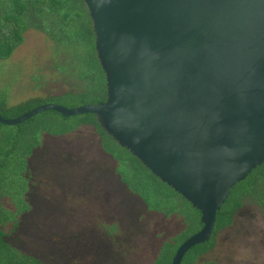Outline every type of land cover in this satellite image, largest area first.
Here are the masks:
<instances>
[{"label": "water", "instance_id": "water-1", "mask_svg": "<svg viewBox=\"0 0 264 264\" xmlns=\"http://www.w3.org/2000/svg\"><path fill=\"white\" fill-rule=\"evenodd\" d=\"M104 102L48 111L94 116L104 134L198 212L170 264L207 243L229 191L264 163V0H81Z\"/></svg>", "mask_w": 264, "mask_h": 264}, {"label": "trees", "instance_id": "trees-1", "mask_svg": "<svg viewBox=\"0 0 264 264\" xmlns=\"http://www.w3.org/2000/svg\"><path fill=\"white\" fill-rule=\"evenodd\" d=\"M91 29L81 0H0V62L13 54L26 31L33 30L53 44L59 56L56 70L64 80L73 82L70 91L58 97L31 99L8 108L2 102V120L48 104L72 109L105 101L104 72L93 50ZM43 115L49 116L31 137L20 136L18 127ZM38 116L16 126H0V264H126L132 256L144 254L152 225L158 220L167 226L152 239L153 250L147 261L170 264L175 251L200 230L198 212L106 136L93 115L63 118L48 111ZM46 125L61 129L51 131ZM82 126L91 127L97 136L94 156L80 159L66 151L49 157V139ZM43 159V164L66 162L78 168L82 183L102 181L114 187L115 192L109 194L110 211L118 201H126L127 216L138 233L127 234L116 217L97 215L89 216L86 228L69 230L58 225L52 215L65 217L63 197L69 191L75 195V191L43 181L37 172ZM100 188H90L87 194L90 198L100 195ZM247 204L255 206L264 218V163L229 191L226 203L216 213L210 240L189 249L180 264H194L213 250L217 235L232 225L234 215Z\"/></svg>", "mask_w": 264, "mask_h": 264}, {"label": "rangeland", "instance_id": "rangeland-1", "mask_svg": "<svg viewBox=\"0 0 264 264\" xmlns=\"http://www.w3.org/2000/svg\"><path fill=\"white\" fill-rule=\"evenodd\" d=\"M13 54L0 62V104L5 107L25 103L31 99L47 100L58 97L68 91L73 84L72 79L64 80L63 76L55 68L58 61L53 44L42 35L28 30L23 34L22 43L17 46ZM58 105V104H57ZM49 116V115H48ZM48 116H38L29 123H22L18 127L20 136L31 137L36 128L44 123ZM68 124H65L66 126ZM46 129L60 130L61 127L51 125ZM10 127V126H9ZM48 129V130H49ZM49 157L60 152H71L80 159H86L96 154L97 136L91 127H78L72 133L57 139H49ZM44 159L38 162L37 172L43 181L53 186H61L70 191L64 195V218L53 214L58 225L69 230L86 228L91 216H100L103 219L116 217L119 226L127 232L138 233L133 222L127 216L129 205L126 201H118L113 211H110V196L115 188L106 182L90 181L82 183L78 177V168H71V164L63 162L59 164H43ZM94 182V183H93ZM77 184V185H76ZM101 186L100 195L89 196L87 190L94 191L95 186ZM93 189V190H92ZM60 192V191H59ZM58 194H61L59 193ZM77 193L80 195L76 197ZM89 216L91 217L89 219ZM150 238L144 254L134 255L126 264H150L147 258L151 257L155 235L167 226L163 220L153 223ZM194 264H264V218L255 206L247 204L240 209L233 218L232 225L215 238L213 250L198 257Z\"/></svg>", "mask_w": 264, "mask_h": 264}, {"label": "flooded vegetation", "instance_id": "flooded-vegetation-1", "mask_svg": "<svg viewBox=\"0 0 264 264\" xmlns=\"http://www.w3.org/2000/svg\"><path fill=\"white\" fill-rule=\"evenodd\" d=\"M235 216V215H234ZM234 218V217H233ZM233 222V221H232ZM226 231V230H225ZM224 232V231H223Z\"/></svg>", "mask_w": 264, "mask_h": 264}]
</instances>
